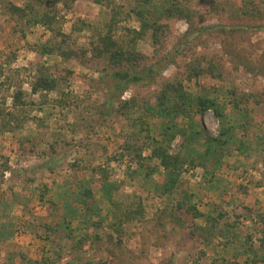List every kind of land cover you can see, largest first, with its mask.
<instances>
[{"label":"rangeland","instance_id":"374dc122","mask_svg":"<svg viewBox=\"0 0 264 264\" xmlns=\"http://www.w3.org/2000/svg\"><path fill=\"white\" fill-rule=\"evenodd\" d=\"M28 1L0 0V72H3L0 82H6L9 76L27 80L24 90L32 94V72L46 64L59 79L60 87L71 95L66 99L71 110L54 106V102L60 99L58 92L48 95V104H51L46 107L40 105L42 97L31 95L35 106L28 109L29 119L24 126L9 132L0 130V264H99L101 261H117L109 256L107 248L115 249L118 256H122L118 260L120 264H227L225 261L228 264H245V257H234L242 247L235 245L226 249L220 240L207 246L193 237V228L204 226V221L194 220L185 213L180 215L186 227L174 232L170 238L164 237L165 232L154 231L151 225L155 224L161 211L175 205V200L146 193L142 179L128 176L130 170L137 168L128 159L113 161L116 154L123 152L122 139L132 130L126 119L112 113L94 115V106L105 100L109 90L108 86L102 85L97 91H91L90 82L108 75L103 73L105 64L87 61L90 54L88 59L72 60L59 56L40 57L37 47L50 39L51 34L40 26L29 31L20 21L10 17L1 4L12 2L24 7ZM66 1H73L69 9L63 4L55 6L58 15L64 18L63 30L71 38L72 48L86 49L91 33H79L76 27L82 21L99 26L104 19L100 7L91 0ZM228 1L235 4L238 0ZM121 6L130 12L136 3L134 0L124 1ZM218 24L228 25L231 22L227 15H221L208 17L201 23L205 27ZM260 24L264 26V23ZM125 26L139 27L134 16ZM186 30L185 22L173 25L171 49ZM23 31L26 32L25 38L21 33ZM199 43L198 49L188 56H217L228 74L225 82L209 79L193 82L191 88L194 93L201 92L197 88L199 86L213 90L237 87L241 92L264 94L263 31L237 34L233 38L206 35ZM226 43L232 49H226ZM138 49L147 56H153L150 38L139 42ZM228 49L231 54L227 53ZM189 58L179 61L187 63ZM68 72L73 74L67 80ZM177 72L178 69L171 66L166 69L163 78L173 79ZM156 89V86L152 87V91ZM136 90L129 89L123 99H130ZM146 95L148 92L142 94ZM10 96L0 87V100L6 99L7 106L12 104ZM253 107L255 113L251 115V124L246 131L238 132L239 138L254 144L261 142L253 157L244 159L237 152L229 151L223 159L224 168L215 173L219 183L213 189L206 185L203 168L184 175L190 192L197 196L199 210L208 212L213 208L217 212L221 209L227 212L228 222H234L235 215H248L251 210L254 213L264 211V105ZM40 119L46 122L42 124ZM197 119L206 135L217 136L219 124L211 111ZM150 125L153 129L157 127L154 122ZM178 144L179 141L174 145ZM75 163L81 169L76 170L73 167ZM158 178L155 175V179ZM85 181L94 192V203L101 215H94L92 223L79 217L71 224L73 233H67L64 223L69 217H64V201L73 203L83 214V208L74 201L73 194L80 191L81 182ZM104 181L118 187L113 193V202L128 205L132 210L141 205L144 211L143 219L123 224L121 237L115 228L121 216L116 215L117 209L104 196ZM238 231L244 242L246 235L254 231L251 221H242ZM97 234L100 240L96 243L93 240ZM120 238L122 244L118 249ZM79 239L87 243L76 250L75 242Z\"/></svg>","mask_w":264,"mask_h":264},{"label":"trees","instance_id":"16d2710c","mask_svg":"<svg viewBox=\"0 0 264 264\" xmlns=\"http://www.w3.org/2000/svg\"><path fill=\"white\" fill-rule=\"evenodd\" d=\"M91 1L100 7L104 19L99 26L82 21L76 27L79 33H91L88 48L82 50L72 48L74 44L63 30L64 18L58 15L55 7L63 4L69 9L73 1L29 0L24 7L12 2L1 4L10 17L20 21L29 31L40 26L51 34L50 39L37 47L36 52L40 57L59 56L64 60H72L86 58L90 54L87 61L105 64L103 73L108 75L101 76L99 81L90 82L91 91H97L102 85L108 86L109 90L105 100L94 106V115L112 113L126 119L132 130L122 139L123 152L116 154L113 161L128 159L131 165L137 167L130 170L128 176L132 179L139 178L140 181L142 179L146 193L175 200V205L161 211L155 224L151 225L154 231L165 232L164 237L170 238L174 232H180L186 227L180 215L185 213L194 220L204 221V226L196 225L191 231V235L202 244L209 246L220 240L226 249L236 245L242 247V250L235 253V258L245 257V264H264V211L254 213L251 210L246 216L235 215L234 222H228L227 212L221 209L216 212L212 208L208 212H202L198 208L197 196L190 192L189 184L184 179V175L191 170L203 168L206 171V185L213 189L219 183L215 173L224 168L223 159L229 151L249 159L261 143L254 144L239 138L238 132L248 129L252 122L251 115L255 111L253 106L264 105V94L241 92L237 87L213 90L198 85L201 92L194 93L191 88L193 82L199 83L205 79L225 82L228 73L217 56L188 55L198 49L200 39L206 35L217 34L233 38L237 34L252 31L264 32V26L258 25L264 23V0H238L235 4L228 0H134L136 6L130 12L121 6L122 2L130 0ZM221 15H227L231 24L207 27L201 25L206 18ZM132 16L136 18L138 28L125 26ZM177 22H185L187 30L171 49L173 25ZM21 33L25 38L26 32ZM148 38L153 48L152 57L138 49L139 42ZM225 48L232 49L227 43ZM229 49L227 53L231 54ZM188 57L187 63H180L179 59ZM171 66L178 69L176 76L173 79L163 78L164 72ZM72 74L67 73V80ZM2 75L3 72H0V77ZM32 75V94L24 90L27 80L9 76L6 82H0V87L9 92L12 101L7 106L6 99L0 100L2 132L24 126L29 119L28 109L35 106L30 99L31 95L38 94L42 97L40 105L46 107L51 104H48V95L58 92L60 99L53 101L54 106L71 110L66 103L71 95L60 87L59 79L46 64L37 67ZM154 86L157 89L152 91ZM131 88L138 89L136 94L128 100L123 99ZM144 92H148V95L142 96ZM209 111L219 124L217 136L206 135L197 119ZM150 121L157 125L155 129ZM39 122L43 124L46 121L40 119ZM177 141L179 144L175 146ZM146 152H149L148 156L145 155ZM73 167L81 169L76 163ZM155 175L159 176L158 180ZM106 182L102 189L105 198L117 209L116 215L121 216L115 225L116 232L121 237L123 224L143 219L144 211L141 205L132 210L128 205L121 206L113 202V193L118 187ZM73 198L84 213L81 214L73 203L64 201V217H69L64 223L67 233H73L71 224L79 217L92 223L90 221L94 215H101L94 203V192L87 181L81 182L80 191L73 194ZM246 220L251 221L254 231L249 232L243 242L238 230L242 221ZM70 239L73 240V237ZM99 240L97 234L93 242L97 243ZM75 243L74 248L80 250L87 241L79 239ZM117 244V248L121 249V238ZM107 251L114 260L118 261L122 257L113 248H107ZM117 261H101L99 264H120ZM225 263L228 264L227 261Z\"/></svg>","mask_w":264,"mask_h":264}]
</instances>
